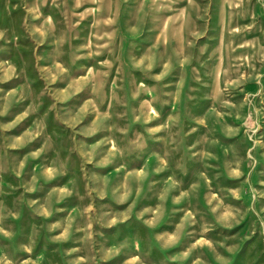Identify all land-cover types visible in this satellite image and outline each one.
<instances>
[{"label":"rangeland","instance_id":"374dc122","mask_svg":"<svg viewBox=\"0 0 264 264\" xmlns=\"http://www.w3.org/2000/svg\"><path fill=\"white\" fill-rule=\"evenodd\" d=\"M0 264H264V0H0Z\"/></svg>","mask_w":264,"mask_h":264}]
</instances>
